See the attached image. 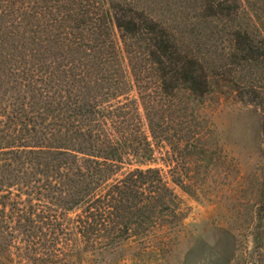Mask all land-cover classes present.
<instances>
[{
	"label": "trees",
	"instance_id": "1",
	"mask_svg": "<svg viewBox=\"0 0 264 264\" xmlns=\"http://www.w3.org/2000/svg\"><path fill=\"white\" fill-rule=\"evenodd\" d=\"M189 1L203 19L231 20L242 4ZM155 5L0 0V202L19 197L12 230L0 208V246L15 237L43 264L131 238L163 247L184 225L175 187L143 166L161 142L182 152L171 134L177 99L204 96L211 80ZM257 220L251 264H264V203Z\"/></svg>",
	"mask_w": 264,
	"mask_h": 264
},
{
	"label": "rangeland",
	"instance_id": "2",
	"mask_svg": "<svg viewBox=\"0 0 264 264\" xmlns=\"http://www.w3.org/2000/svg\"><path fill=\"white\" fill-rule=\"evenodd\" d=\"M195 7L189 0H156L155 5L184 48L205 63L211 89L204 96L177 99L171 134L182 152L173 154L170 144L161 142L156 160L143 166L160 168L175 187L184 225L163 247L155 238H131L104 252L86 250L80 257L62 252L43 264L253 262V231L264 203V55H259L264 54V0H242L231 20L203 19ZM236 28L242 32L237 42ZM129 96H137L135 88ZM139 110L150 134L143 107ZM176 178L186 187L174 183ZM4 200L1 216L12 230L16 214L11 203L19 197ZM7 243L0 246V264H36L23 242L12 237Z\"/></svg>",
	"mask_w": 264,
	"mask_h": 264
}]
</instances>
